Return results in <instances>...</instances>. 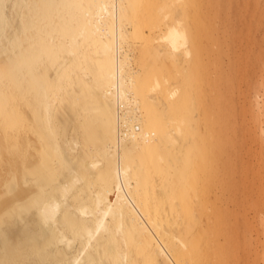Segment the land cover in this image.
<instances>
[{"label":"bare ground","instance_id":"bare-ground-1","mask_svg":"<svg viewBox=\"0 0 264 264\" xmlns=\"http://www.w3.org/2000/svg\"><path fill=\"white\" fill-rule=\"evenodd\" d=\"M253 1L0 0V264L232 260L209 194Z\"/></svg>","mask_w":264,"mask_h":264},{"label":"rangeland","instance_id":"rangeland-1","mask_svg":"<svg viewBox=\"0 0 264 264\" xmlns=\"http://www.w3.org/2000/svg\"><path fill=\"white\" fill-rule=\"evenodd\" d=\"M259 2L261 3L259 8L256 7L259 5L255 0L244 8L247 14L250 13L247 17L249 19L246 18L243 21L235 17L229 21L239 39H236L238 42L235 43H239L237 45L240 49L235 44V49H239L235 51L241 50L243 70L240 61L237 62L236 59L239 65L235 62L233 66L244 73L239 81L238 76L235 78L236 85L240 89L238 96L236 95V104H238L237 107L247 108L248 112L253 111L251 107L255 109L258 105L260 115L259 122L254 126L251 111L247 114L245 108L244 111L243 107L238 108L240 112L248 116L246 120L243 118V121L237 118V124L231 120V124L245 127L239 128V131H229L227 136L220 137L221 140L227 139L225 144L227 148L222 147L221 149L224 152L222 161L229 163L220 166L219 179L221 181L225 179L229 184L232 183L235 191L229 192L230 195L227 196L225 188L219 183H214V186L210 184L212 194L210 193L209 197L211 196L210 200L215 201L217 207H221L219 210L228 211L229 214L231 212V223L237 226L233 237L245 244V246L239 244V251L228 264H264V0H259ZM251 13L253 17L256 16L255 19L257 17L258 19L253 20ZM240 43L241 46H239ZM226 61L230 60L226 59ZM222 199L228 202L225 204ZM240 204L243 205L240 206ZM240 226L244 228L243 234L239 231Z\"/></svg>","mask_w":264,"mask_h":264}]
</instances>
